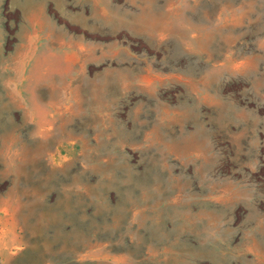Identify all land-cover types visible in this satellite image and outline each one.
Wrapping results in <instances>:
<instances>
[{"label":"rangeland","instance_id":"obj_1","mask_svg":"<svg viewBox=\"0 0 264 264\" xmlns=\"http://www.w3.org/2000/svg\"><path fill=\"white\" fill-rule=\"evenodd\" d=\"M0 264H264V0H0Z\"/></svg>","mask_w":264,"mask_h":264},{"label":"crops","instance_id":"obj_2","mask_svg":"<svg viewBox=\"0 0 264 264\" xmlns=\"http://www.w3.org/2000/svg\"><path fill=\"white\" fill-rule=\"evenodd\" d=\"M31 45V37H28V42H27V45Z\"/></svg>","mask_w":264,"mask_h":264},{"label":"bare ground","instance_id":"obj_3","mask_svg":"<svg viewBox=\"0 0 264 264\" xmlns=\"http://www.w3.org/2000/svg\"><path fill=\"white\" fill-rule=\"evenodd\" d=\"M25 61V60H24ZM23 86V85H22ZM17 93V92H16ZM26 98V97H25ZM26 100V99H25Z\"/></svg>","mask_w":264,"mask_h":264}]
</instances>
